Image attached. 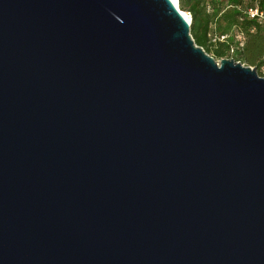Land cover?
<instances>
[{"label":"water","instance_id":"obj_1","mask_svg":"<svg viewBox=\"0 0 264 264\" xmlns=\"http://www.w3.org/2000/svg\"><path fill=\"white\" fill-rule=\"evenodd\" d=\"M172 0H0V264H264V76Z\"/></svg>","mask_w":264,"mask_h":264},{"label":"trees","instance_id":"obj_2","mask_svg":"<svg viewBox=\"0 0 264 264\" xmlns=\"http://www.w3.org/2000/svg\"><path fill=\"white\" fill-rule=\"evenodd\" d=\"M226 6H219L217 0H178V7L186 11L190 18L189 32L194 43L211 54L215 59L223 57L233 39L211 43L208 41V33L215 32L218 35L231 34L238 30L244 35L242 49L236 54L235 60L246 65H256L264 54V28L254 19L247 18L242 13V8L248 5L241 4L242 0H224ZM257 1L259 7L264 9V0ZM251 5V4H249ZM221 22V24H218ZM259 76H262L258 73Z\"/></svg>","mask_w":264,"mask_h":264},{"label":"built area","instance_id":"obj_3","mask_svg":"<svg viewBox=\"0 0 264 264\" xmlns=\"http://www.w3.org/2000/svg\"><path fill=\"white\" fill-rule=\"evenodd\" d=\"M241 11L244 16L250 19H254L257 23L261 24L264 28V9H261L259 7L257 1L254 4L243 7ZM229 37L233 39V42L227 49L226 54L221 58H217V59L214 58L217 61L218 65H219L220 59L222 58H231L234 61H238V60H235V58H236V54L243 47L244 35L242 32L238 30H234L231 34H223V35H218L215 32L208 33V41L211 43H216L217 41L223 42V41H226ZM250 68H254L257 74L259 73L260 75L264 76V54L261 57L258 64L250 66Z\"/></svg>","mask_w":264,"mask_h":264},{"label":"rangeland","instance_id":"obj_4","mask_svg":"<svg viewBox=\"0 0 264 264\" xmlns=\"http://www.w3.org/2000/svg\"><path fill=\"white\" fill-rule=\"evenodd\" d=\"M217 2L219 3V6H222V7H225L227 4H226V1H224V0H217ZM256 2V1H255ZM254 2V3H255ZM254 3H252L250 0H242L241 1V4H242V6L243 5H249V4H254ZM182 12H185V13H188V12H186V11H182ZM218 24H221V22H218ZM244 65H246V64H244Z\"/></svg>","mask_w":264,"mask_h":264},{"label":"bare ground","instance_id":"obj_5","mask_svg":"<svg viewBox=\"0 0 264 264\" xmlns=\"http://www.w3.org/2000/svg\"><path fill=\"white\" fill-rule=\"evenodd\" d=\"M176 5L178 4V0H172ZM183 15L186 17V19L189 21L190 18L187 16V14L185 12H182Z\"/></svg>","mask_w":264,"mask_h":264}]
</instances>
